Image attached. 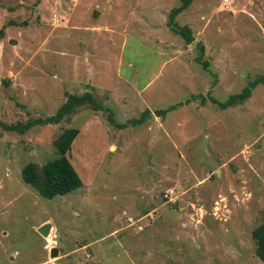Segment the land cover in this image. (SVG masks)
Segmentation results:
<instances>
[{
  "label": "rangeland",
  "instance_id": "1",
  "mask_svg": "<svg viewBox=\"0 0 264 264\" xmlns=\"http://www.w3.org/2000/svg\"><path fill=\"white\" fill-rule=\"evenodd\" d=\"M138 1L0 0L1 121L54 115L86 90L117 123L140 118L144 99L155 109L125 129L90 107L26 134L0 129V264H55L38 233L47 222L69 253L56 264H263L253 231L264 222V84L241 106L222 109L211 98L225 103L264 75V0H193L176 18L195 37L182 56L173 44L189 45ZM157 1L168 25L181 2ZM142 19L156 28H127ZM111 38L117 45L107 47ZM123 43L121 71L136 77L135 89L105 64ZM199 43L211 73L197 62ZM199 94L205 102L155 114ZM72 127L80 134L69 156L84 186L43 198L22 170L55 159L54 141Z\"/></svg>",
  "mask_w": 264,
  "mask_h": 264
},
{
  "label": "trees",
  "instance_id": "2",
  "mask_svg": "<svg viewBox=\"0 0 264 264\" xmlns=\"http://www.w3.org/2000/svg\"><path fill=\"white\" fill-rule=\"evenodd\" d=\"M180 5L171 10L169 14L168 26L173 33L179 35L187 45L195 41L193 31L188 26H180L176 23V18L185 10H187L193 0H180ZM10 25H16L14 21H10ZM5 26L0 30V39L5 35ZM201 54L197 57L204 70L211 73L210 62L204 59V44H198ZM264 84V75L258 76L248 82V85L242 92L231 95L225 103H220L216 99L211 98L212 102L219 105L222 109L237 107L245 104L253 95V91ZM206 96L192 95L186 102H180L157 110L155 114L164 118L168 113L173 112L184 105L196 102L206 101ZM90 107L94 111H108L110 113L109 120L112 125L118 129H125L129 126L143 125L149 116H152L150 110L142 113L140 118L129 120L126 123H117L114 119L115 113L104 106L97 99L93 92H85L82 95L69 94L66 101L61 105L54 115L43 118H32L27 121H18L16 123H6L0 120V129L9 133L26 134L38 126L57 125L66 119L75 115L81 108ZM80 130L77 128H67L54 141L57 157L46 163L42 169L36 163H28L22 170V177L25 183L32 186L41 197L54 199L57 196L70 194L84 186L82 177L74 167L69 154L72 151L73 143L79 136ZM253 238L256 243V255L264 264V222L253 231Z\"/></svg>",
  "mask_w": 264,
  "mask_h": 264
},
{
  "label": "crops",
  "instance_id": "3",
  "mask_svg": "<svg viewBox=\"0 0 264 264\" xmlns=\"http://www.w3.org/2000/svg\"><path fill=\"white\" fill-rule=\"evenodd\" d=\"M67 2H70V3H73V6H79L80 4H81V0H67ZM138 4H140L141 6H145L146 8H153L154 9V11H155V16H153L152 15V17H153V19H157L158 21H159V23H160V25L158 24V26L159 27H166L167 29H170L169 27H168V25H167V19H164L165 18V14H164V12H165V8L163 7V6H161L159 3H158V1L157 0H139L138 1ZM111 6H114V4H111ZM92 7H90L89 9H91ZM88 9V10H89ZM143 12H146V11H144V10H142ZM117 22H118V24L114 27V29H109V33L110 34H112V36L113 37H115V36H117V35H120L121 33L119 32V30H120V28H122V20H121V18H118V20H117ZM157 23L156 22H151V21H149L147 24H145L144 23V20L142 19V21L140 20H136V21H133L131 24H129L128 25V27L127 28H130V27H134V28H138V27H140V26H142V27H144V26H147V27H155L156 28V25ZM70 26V25H69ZM68 26V27H69ZM80 28V27H79ZM84 29H88V28H84ZM92 29H99V30H101L102 28L101 27H93ZM81 30V29H80ZM123 31L125 32V27H124V29H123ZM162 41H164V40H162ZM158 42H160V40H158ZM163 44V43H162ZM184 44L185 45H187L186 43H185V41H184ZM115 45H117L116 44V39L115 38H111L110 40H109V44H107L106 43V46L107 47H109V46H115ZM174 45V48L175 47H180V51H177L176 50V52H177V54H179V56H182L185 52H187V51H190V46L191 45H189L187 48H186V46H183V44L182 45H180V46H178L177 44H176V42H175V44H173ZM125 48V43H123V45H122V48H121V51H120V53H119V58L117 59V61L115 60L114 62L112 61V60H110V59H107L106 60V62H105V64H107V65H110V64H112V63H114L117 67H118V69L116 70V75H117V78H118V80L120 81V82H122V84L121 85H128V86H131L133 89H135V86H136V77L135 76H133V77H131V78H126L125 76H123V74H122V71H121V68H122V64H123V57H122V51H123V49ZM164 56V55H163ZM177 58V57H176ZM169 60H172V58L171 59H169ZM168 61H163V64H162V67L167 63ZM88 63V62H87ZM129 67L130 68H134L135 67V63L133 62V61H130L129 62ZM134 86V87H133ZM94 89L96 88L95 86L93 87ZM124 89H125V87L123 86V87H120V88H118V90H119V92H122V93H124L125 95H126V93H125V91H124ZM107 91H112L111 89H108ZM85 92H90V91H88V90H86ZM121 94V93H120ZM151 99V98H150ZM150 100H146V99H144L143 100V103L144 104H146V108H145V110H150L151 112H152V110H155V109H153L149 104H150ZM128 107V106H127ZM144 110V111H145ZM44 223V222H43ZM42 223V224H43ZM44 225V224H43ZM53 227H54V225H53ZM55 228V227H54ZM59 246H60V244H59ZM88 245H83V246H81V247H79L78 249H84V248H86ZM59 248V247H58ZM78 249H75L74 251H76V250H78ZM67 254H69V253H65V254H61V252H60V249H59V257H58V260H56V259H54V260H56L57 262H55V264L56 263H58V261H60L61 259H63V257H65ZM49 258V257H48ZM50 259V258H49ZM50 263H52V262H50ZM39 264H45V261H43V262H40Z\"/></svg>",
  "mask_w": 264,
  "mask_h": 264
},
{
  "label": "built area",
  "instance_id": "4",
  "mask_svg": "<svg viewBox=\"0 0 264 264\" xmlns=\"http://www.w3.org/2000/svg\"><path fill=\"white\" fill-rule=\"evenodd\" d=\"M226 2H228V0H225ZM44 250L48 251L49 253L55 249L59 247V237L57 234V231L54 227H52L50 233L48 234V236L46 238H44ZM51 261H53L54 259H49Z\"/></svg>",
  "mask_w": 264,
  "mask_h": 264
},
{
  "label": "water",
  "instance_id": "5",
  "mask_svg": "<svg viewBox=\"0 0 264 264\" xmlns=\"http://www.w3.org/2000/svg\"><path fill=\"white\" fill-rule=\"evenodd\" d=\"M52 227H53V224L51 222H47L38 228V233L43 238H46L48 236V234L50 233ZM57 257H59V248H55L49 253V258L54 259Z\"/></svg>",
  "mask_w": 264,
  "mask_h": 264
}]
</instances>
